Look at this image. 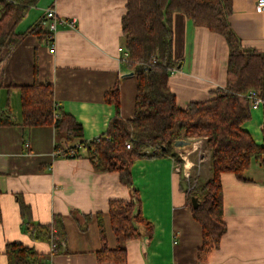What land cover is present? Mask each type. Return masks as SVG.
<instances>
[{"label":"crops","instance_id":"0c3cea01","mask_svg":"<svg viewBox=\"0 0 264 264\" xmlns=\"http://www.w3.org/2000/svg\"><path fill=\"white\" fill-rule=\"evenodd\" d=\"M255 2L232 0L229 23L245 48L264 51V11H256ZM125 3L39 0L16 25L19 33L29 30L48 8L59 18L53 51L48 41L27 33L2 69L0 118L6 112L14 123L0 125V264H7L5 246L10 242L33 248L45 264H113L97 259L102 246L98 216L106 246L124 249L125 264H264V163L253 160L242 179L231 172L221 174L226 231L218 248L199 261L202 229L185 193V173L194 170L189 158L182 164L165 156L133 161L132 184L153 232L150 238L123 239L114 234L108 213L110 201L130 197L118 172L94 171L79 147L74 157L59 155L55 145L76 141L65 142L51 125L23 126L21 87L34 82L51 83L55 102L81 124L87 141L102 135L114 117V105L104 95L116 83L120 116L133 117L136 77L126 65L121 32ZM171 22L173 58L181 65L169 74L168 86L183 108L211 98L216 88L226 85L228 46L222 35L194 25L181 13H174ZM250 115L242 127L262 145L263 105L250 109ZM203 175L210 177L209 164ZM19 201L29 207L35 223L61 217L65 234L59 251L51 253L49 242L34 240L24 230ZM73 212L89 215L86 224Z\"/></svg>","mask_w":264,"mask_h":264},{"label":"trees","instance_id":"16d2710c","mask_svg":"<svg viewBox=\"0 0 264 264\" xmlns=\"http://www.w3.org/2000/svg\"><path fill=\"white\" fill-rule=\"evenodd\" d=\"M38 1L0 0V86L3 65L24 35L33 33L52 42L53 32L46 28L44 17L23 33L15 30L17 23ZM231 7L232 0H126L121 32L127 53L125 62L136 77L134 115L131 119L120 116V92L116 83L104 95L105 101L114 105L115 115L105 132L95 139L87 141L83 138L81 124L55 102L51 83L34 82L21 87L23 126H53L65 142L76 141L66 147L55 145L59 155L74 157L78 147L84 149L94 171H116L121 183L129 188L130 197L110 201L108 209L111 228L123 239L150 238L153 232L152 225L141 214L140 197L132 184L130 169L133 161L165 156L175 163H182L173 147L174 141L201 139L207 151L210 177H197L195 183H191L192 174L184 177L187 206L202 229L199 261H205L218 248L226 231L221 174L231 172L242 179L251 160L264 163V119L262 145H258L242 127L251 117L245 97L249 90L256 91L264 108V51L242 45L229 23ZM174 13H181L194 25L222 35L228 46L226 85L216 88L211 98L189 102L183 108L177 106L175 95L168 86L169 74L181 65L172 52ZM13 123L4 112L0 125ZM125 143H130V148L125 147ZM191 196L200 200L195 208L190 204ZM19 210L25 222L24 230L31 238L53 244L51 253L59 251L65 234L61 217L54 215L52 222L47 224L35 223L29 218V207L23 201H19ZM73 215L83 219L84 225L89 219V215L78 212ZM98 229L102 242L97 252L98 261L125 264L124 249L106 246L100 216ZM5 255L7 264H45L40 253L19 242L7 243Z\"/></svg>","mask_w":264,"mask_h":264},{"label":"rangeland","instance_id":"374dc122","mask_svg":"<svg viewBox=\"0 0 264 264\" xmlns=\"http://www.w3.org/2000/svg\"><path fill=\"white\" fill-rule=\"evenodd\" d=\"M188 140L192 141V143H193L191 145V147H188V148H185L182 150L177 149L178 150L177 155H178L179 159L182 160V163L184 162L183 159L187 160V158H189L190 161H192L194 163V167H193L194 170L191 173L193 175V177H191V178H193L191 183H195L197 177L200 179H203L204 178L203 173L208 171V156H207V151L204 148V144L202 143L201 139L189 138ZM194 147H196V149H193ZM174 149H176V148H174ZM252 161L253 160H251V162ZM182 163H178V164H182ZM189 174H190V172H189ZM190 175H188V176H190Z\"/></svg>","mask_w":264,"mask_h":264},{"label":"built area","instance_id":"2783aa9c","mask_svg":"<svg viewBox=\"0 0 264 264\" xmlns=\"http://www.w3.org/2000/svg\"><path fill=\"white\" fill-rule=\"evenodd\" d=\"M255 9L256 11L258 12H262L264 11V0H256L255 2ZM43 17L46 19V23H47V26H48V29L49 31H52L55 29V26H56V23L58 21V15L55 11L54 8H48ZM49 46L50 47V51H53V44L52 42L49 43ZM125 58L127 57V53L125 52ZM175 70H172L171 73H173ZM246 99H247V102H248V105H249V108L250 109H257L260 105H262V100L261 98L259 97V95L256 93L255 90H249L246 95H245ZM125 147L127 148H130V143H125ZM193 149H196V147H194ZM59 154V152H58ZM177 170H179V167H177ZM189 175V172H186L185 173V177L187 178ZM53 244H51V248H53Z\"/></svg>","mask_w":264,"mask_h":264},{"label":"water","instance_id":"95a60500","mask_svg":"<svg viewBox=\"0 0 264 264\" xmlns=\"http://www.w3.org/2000/svg\"><path fill=\"white\" fill-rule=\"evenodd\" d=\"M128 74L131 75L132 72H130ZM192 144H193L192 141H189L188 139L179 138V139H176L174 141L173 147L176 149L182 150V149L191 147ZM199 202H200V200L198 197H195V196L190 197V204H191L192 208H195L199 204Z\"/></svg>","mask_w":264,"mask_h":264}]
</instances>
